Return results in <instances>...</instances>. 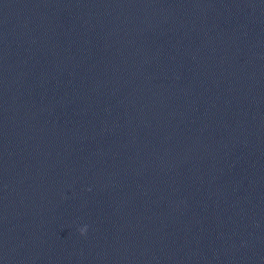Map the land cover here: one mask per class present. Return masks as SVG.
<instances>
[{
	"label": "clouds",
	"instance_id": "9594fccd",
	"mask_svg": "<svg viewBox=\"0 0 264 264\" xmlns=\"http://www.w3.org/2000/svg\"><path fill=\"white\" fill-rule=\"evenodd\" d=\"M79 231H80L81 235H84L87 231V226L80 228Z\"/></svg>",
	"mask_w": 264,
	"mask_h": 264
}]
</instances>
